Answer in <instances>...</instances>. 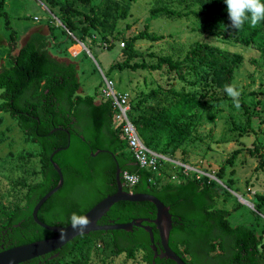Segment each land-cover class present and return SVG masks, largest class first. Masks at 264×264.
I'll return each mask as SVG.
<instances>
[{"label": "trees", "instance_id": "1", "mask_svg": "<svg viewBox=\"0 0 264 264\" xmlns=\"http://www.w3.org/2000/svg\"><path fill=\"white\" fill-rule=\"evenodd\" d=\"M45 1L50 8L58 7L59 19L65 25L70 44L75 43L73 35L83 42L86 35L93 36L94 30L104 39L101 42L111 46L106 36L113 35L119 21L129 16L131 2L135 0H100L97 4H91L92 0ZM185 1L187 9L179 11L170 7L171 0H153L150 17L195 16L199 20L196 31L231 37L250 45L264 60V20L256 27L246 21L241 29L233 30L229 27L231 21L225 0ZM4 2L0 0V15L5 17L8 26ZM79 6L87 7L88 12L81 11ZM147 28L145 23L140 32L124 41L125 56L114 62L109 71L146 69L168 77L167 87L159 83L145 85L134 91V95H129L130 117L139 136L146 147L167 158L158 161L157 171L142 168L135 162L121 136L120 125L113 120L111 102L98 100V93L79 92L76 64L71 60H60L50 52L48 35L32 32L17 47L13 32L10 33L9 64L0 67V112L9 114L25 140L38 147L40 168L36 173L38 181L21 183L26 187L22 204L5 206L0 199L1 249L41 240L52 234L33 220L31 212L40 197L59 180L49 156L56 148H62L52 159L61 169L63 184L40 206L37 217L41 221L67 225L72 213L82 215L103 197L114 193L118 167L120 175L126 170L139 178L132 187L123 184L124 190L152 194L169 206L173 224L168 244L187 264H264V228L257 234L256 222L232 225L228 219L230 211L216 206L217 178L205 174L196 178L194 171L184 174L182 167L173 162L187 163L186 158L176 156L177 152L182 148L181 153L186 142L198 131L208 103L227 96L225 85L232 84L242 55L195 41L180 58L165 54L158 56L155 62L138 60L136 40L156 41L163 37L150 33ZM65 56H69L67 51ZM241 106L249 119L246 102L241 100ZM98 149L102 151L92 156L91 153ZM257 157L259 167L264 163V155L259 152ZM170 164L176 168L173 173L162 166L169 167ZM77 190L81 191L80 196L76 194ZM251 200L255 201L252 202L254 215L264 210V195ZM53 203L59 206L46 218L41 214L42 209ZM155 211L149 201H117L98 223H108V219L114 222L152 219ZM143 223L152 227L154 243L159 250L155 225ZM100 244V253L107 257L123 253L133 259L141 252V264H176L167 258H153L149 234L140 227H134L132 231H91L76 236L47 264H91Z\"/></svg>", "mask_w": 264, "mask_h": 264}, {"label": "rangeland", "instance_id": "2", "mask_svg": "<svg viewBox=\"0 0 264 264\" xmlns=\"http://www.w3.org/2000/svg\"><path fill=\"white\" fill-rule=\"evenodd\" d=\"M98 2L100 0H92L91 4ZM152 3L153 0L131 2L129 16L119 21L113 35L106 36L111 46L103 45L104 42L101 41L104 39L93 30L92 35L95 39L86 35L82 42L72 36L75 41L82 42L86 49L80 43L70 48L73 54L82 48V52L76 56L57 58L65 61L71 59L76 64L81 94L99 93L103 85V76H108L114 80L117 90L134 95V91L141 86L145 88V85L156 83L162 87L168 86V77L162 76L158 71L146 69L109 71L114 62L122 60L125 56L121 43L140 32L145 23L150 33L163 37L156 41L145 38L136 40L138 60L155 62L158 56L165 54L180 58L190 43L195 41L240 53L242 60L236 67L232 80V84H235L241 93L240 107L237 108L228 95L209 102L198 131L190 137L183 151L180 153L181 148L176 156L186 158L188 165L216 177L219 183L216 206L230 211L228 219L232 225L239 223L252 225L251 222H256L259 234L264 228V210L261 209L262 212L254 215L252 210L255 201L251 198L264 195V163L257 166L258 153L264 155V60L250 45L241 44L231 37H217L196 31L199 20L195 16L150 17L149 9ZM186 3L185 0H171L170 7L184 11L187 9ZM190 5L194 6L192 3ZM79 9L88 12L87 7L79 6ZM3 10L8 17V26L5 24V17L0 15V67L9 64L7 45L12 32L18 47L25 42L29 31L39 32L42 26H47L51 33L48 48L54 55H57L56 49L59 47L55 41H61L63 47L71 42L65 33V25L59 19L58 7L50 8L45 0H5ZM241 100L247 104L249 119L241 106ZM0 138V199L5 206L22 204L26 187L21 183L30 184L39 180L36 174L40 168L38 147L25 140V135L18 128L16 121L5 112H0ZM162 166L171 173L176 169L171 164L169 167ZM222 189H225V192ZM78 191L76 194L80 196L81 191L79 193ZM262 240L264 243V233ZM100 249L101 244L95 250L91 264L143 262L141 252L132 259L123 253L107 257L106 254L100 253Z\"/></svg>", "mask_w": 264, "mask_h": 264}, {"label": "water", "instance_id": "3", "mask_svg": "<svg viewBox=\"0 0 264 264\" xmlns=\"http://www.w3.org/2000/svg\"><path fill=\"white\" fill-rule=\"evenodd\" d=\"M80 42V41H79ZM81 45L86 49L85 45L80 42ZM58 129L54 128L53 130ZM67 133L68 130L64 129ZM65 148V147H64ZM62 148H56L52 151L49 156L51 164L59 176L57 184L47 191L44 195L34 205L31 215L33 220L41 227L52 231L55 233L54 236L36 240L9 248L0 250V264H19L25 262L29 259L35 258L37 256L43 255L45 253L54 251L61 248L64 244L75 238L76 236L87 234L91 231H107V230H124L132 231L134 227L143 228L149 234L150 248L153 251V258H167L174 261L176 264H187L178 254H176L169 246V234L172 228L173 220L172 214L169 211V206L165 205L156 196L144 193V192H132L123 189V183L120 179V169L117 167L115 173V179L117 184V189L114 193L108 194L93 205L89 210L82 214L89 220V224L85 228H73L71 222L67 225H49L42 222L37 217V212L40 206L52 195L54 194L63 184V175L60 167L56 164L52 156L61 150ZM101 149L96 150L91 153L92 156L98 154ZM241 198V197H240ZM149 201L155 206V217L149 218H134L128 222H114L110 220L108 223H98L99 219L104 216L111 206L117 201ZM246 204L248 202L243 200ZM151 222L155 225L158 232L160 249L157 250L156 244L154 243L153 231L150 225H145L143 222ZM57 253L54 255L56 256Z\"/></svg>", "mask_w": 264, "mask_h": 264}, {"label": "built area", "instance_id": "4", "mask_svg": "<svg viewBox=\"0 0 264 264\" xmlns=\"http://www.w3.org/2000/svg\"><path fill=\"white\" fill-rule=\"evenodd\" d=\"M105 43L106 42H104L103 45H109L108 43ZM121 46H124L123 42L121 43ZM97 99L109 100L111 102L113 120L115 124L120 125L121 136L127 142L128 149L132 152L135 162L142 168L157 171L158 161L167 158L146 147L139 136L130 117L131 103L128 93L117 90L115 88L114 80L107 76H103V85L98 93ZM173 162L182 167V172L184 174H188L189 171H194L196 178H199L200 175L203 174L210 176L199 169L193 168L187 163H181L179 161ZM174 177L175 175L172 176V178ZM120 179L127 187H132L138 182L139 178L136 174L124 170L120 175Z\"/></svg>", "mask_w": 264, "mask_h": 264}, {"label": "clouds", "instance_id": "5", "mask_svg": "<svg viewBox=\"0 0 264 264\" xmlns=\"http://www.w3.org/2000/svg\"><path fill=\"white\" fill-rule=\"evenodd\" d=\"M227 12L231 24L229 27L233 30H239L246 21L250 22L251 27L264 20V0H225ZM225 92L232 98L237 108L240 107V91L235 84L225 85ZM70 222L73 228H85L89 224L88 218L77 213H72Z\"/></svg>", "mask_w": 264, "mask_h": 264}, {"label": "flooded vegetation", "instance_id": "6", "mask_svg": "<svg viewBox=\"0 0 264 264\" xmlns=\"http://www.w3.org/2000/svg\"><path fill=\"white\" fill-rule=\"evenodd\" d=\"M119 169H120V168H119ZM56 206H59V204L56 203ZM56 206H55V203H53V204H49V205L45 206V207L42 209L41 214L47 218L48 215H50L52 212H54V209L56 208ZM102 217H103V216H102ZM102 217H101V218H102ZM101 218H100V219H101ZM100 219H99V220H100ZM110 220H112V219H108V221H110ZM42 222H43V221H42ZM56 222H60V221L57 220ZM44 223H45V222H44ZM46 224H47V223H46ZM143 224H144V223H143ZM49 225H62V224H60V223H53V224H49ZM62 226H64V225H62ZM48 231H49V230H48ZM50 232H51L52 234L48 235L47 237H44L43 239H46V238H49V237H52V236L55 235V233H53L52 231H50ZM0 240L2 241L3 238H0ZM64 245H65V244H64ZM64 245H63V246H64ZM63 246H62L61 248H59V249L54 250V251H51V252L45 253V254H43V255L37 256V257H35V258L29 259V260L25 261V262H26L25 264H47V261L53 259V258L55 257L54 255H55L56 253H57V256H58V254H59V252L61 251V249L63 248ZM1 248H3V244H2V243H0V250H1Z\"/></svg>", "mask_w": 264, "mask_h": 264}, {"label": "crops", "instance_id": "7", "mask_svg": "<svg viewBox=\"0 0 264 264\" xmlns=\"http://www.w3.org/2000/svg\"><path fill=\"white\" fill-rule=\"evenodd\" d=\"M39 32H41V33H43V34H45V35H50L51 33H50V30L48 29V27L47 26H42V29H41V31H39ZM28 36L31 34V31H29L28 33ZM28 36H27V38H28ZM26 38V39H27ZM26 39H25V41H26ZM55 43H56V45H58L59 47H57V49H56V53H57V55H54V56H58V58L60 57V59L61 58H64V57H68V56H65V53H66V51L69 53V56H72V57H74V56H76L78 53H80V52H82V48L77 52V53H75V54H73L71 51H70V48L72 47V46H75V45H77V44H80V42L77 40V41H75V43H73V44H67L65 47H63L62 46V44H61V41H55ZM60 43V44H59ZM22 45V44H21ZM69 60H71V59H69ZM72 61V60H71Z\"/></svg>", "mask_w": 264, "mask_h": 264}]
</instances>
